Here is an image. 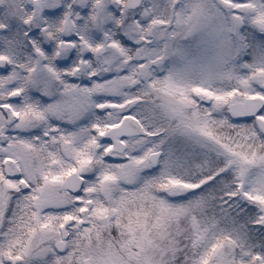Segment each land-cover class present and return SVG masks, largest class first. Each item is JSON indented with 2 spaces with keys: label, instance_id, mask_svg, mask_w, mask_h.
<instances>
[{
  "label": "snow or ice",
  "instance_id": "obj_1",
  "mask_svg": "<svg viewBox=\"0 0 264 264\" xmlns=\"http://www.w3.org/2000/svg\"><path fill=\"white\" fill-rule=\"evenodd\" d=\"M0 264H264V0H0Z\"/></svg>",
  "mask_w": 264,
  "mask_h": 264
}]
</instances>
